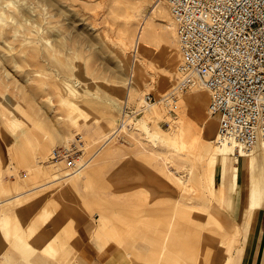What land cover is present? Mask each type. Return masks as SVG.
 <instances>
[{
	"label": "rangeland",
	"instance_id": "rangeland-1",
	"mask_svg": "<svg viewBox=\"0 0 264 264\" xmlns=\"http://www.w3.org/2000/svg\"><path fill=\"white\" fill-rule=\"evenodd\" d=\"M103 1L76 0L70 5L66 23L51 30L57 37L55 48L41 50L42 56L34 54L41 43L34 40L41 37L35 33L27 39V24L21 25L24 35L0 37L4 64L0 66V93L8 91L14 102L0 99V110L10 122L14 116L22 119L16 130L4 128L0 111L1 226L7 235L16 232L14 241L29 242L21 249L22 258L48 257L55 264L88 260L84 244H97V230L106 242L118 246L119 258L132 264H217V256L222 257V264H228L230 255L239 254L237 246L251 242L254 213L249 218L247 205L249 193L259 185L256 172L264 188L261 149L257 151L258 166L248 168L242 181L246 208L233 213L234 186L223 177L220 157L213 167L214 180L207 174L210 151L218 141L216 116L210 112L216 123L211 147H203L199 137L187 143L190 147L166 143L171 135L167 117L181 120L182 107L177 110L175 104L187 98L194 85L179 89L177 70L175 83L166 95L158 92L161 71L157 66L149 69L143 98L152 94V103L160 101L163 113L146 118L137 114L122 133L106 140L118 130L125 104L139 108L144 101L131 97L121 105L116 95L111 96L112 89L121 95L128 88V69L121 61L125 58L121 48L128 41L122 32L127 14L132 11L133 20L127 24L132 33L159 0H131L138 9L116 0ZM163 5L159 2L160 8ZM156 13V26L161 27L164 21ZM61 32L67 35L64 42L58 40ZM160 33L164 40L155 46L154 54L158 66L167 63L171 48L177 45L172 32ZM39 60L48 68V75L41 76L44 83L39 75H33ZM33 76L40 79H28ZM15 79L19 86L6 85ZM47 91L52 107L48 102L39 109L38 101ZM207 95L208 102L202 108L185 112V122L195 134L202 116L210 110L209 92ZM20 109H24L23 114ZM58 147L72 150L76 162L84 164L82 173L53 181L55 175L72 171L67 160L54 159L53 150ZM223 180L225 184H221ZM41 184L44 186L33 188ZM13 186L20 189L12 190ZM16 194L20 196L14 200ZM104 218L111 220L106 227L101 222ZM83 221L86 224L79 226ZM77 228L83 241L75 234ZM234 236L237 239L231 252Z\"/></svg>",
	"mask_w": 264,
	"mask_h": 264
},
{
	"label": "bare ground",
	"instance_id": "bare-ground-1",
	"mask_svg": "<svg viewBox=\"0 0 264 264\" xmlns=\"http://www.w3.org/2000/svg\"><path fill=\"white\" fill-rule=\"evenodd\" d=\"M75 1L76 0H0V37L3 35L5 36L10 35L12 37H17L20 34L24 35L26 31L21 28V25L27 24V27L29 29L28 33H26V35L29 36L27 39L32 38L31 36L35 33L39 34L41 38H44V40L41 38H37L36 40H34V41L41 40L40 45H37L34 48L35 50L34 54H38L42 56L41 50L49 49L51 51L52 49L55 48L54 41H56L57 37L54 34H52L51 30L55 27H58L66 23V18H68L66 16L67 11L68 9H70L69 6L75 5L76 4ZM101 1L102 4L105 3L103 0ZM116 1L117 3L124 2L127 4L128 3L131 4L127 8L133 7V9L135 8L138 9V7L134 3H132L131 0H116ZM162 1L163 4L165 5H163V7L160 8L159 2ZM159 2H156V4L152 6L151 14H149L148 17H145L142 20V22L138 25L137 29H135L132 33L128 32L129 28L127 26V24H129L133 20L132 11H129V13L127 14V22L124 26V29H122V32L123 33L125 32V37L128 38V41L126 40L125 42L123 40L126 46H122L121 49L125 50L124 51L125 58H123L121 61H123L125 67L128 69L127 78H126V84L128 85V88L125 94L123 93L121 95H117L116 91L113 89L111 91L112 98H114L116 95L117 98L120 99L119 103L121 105L123 101L126 103V101H128L131 97L134 99H139L141 101L144 100L143 91L146 90L150 67L157 66L161 71L159 73L160 77L158 80V89H159L158 92L161 93L167 92L168 90L171 89L172 85H174L177 76V70H180L179 77H181V65L183 58L179 47L178 36L176 33L175 20L172 16L168 3L165 0H159ZM154 13H156L158 19L164 21L161 27L156 26L157 19H155ZM38 18L41 19L40 22H38ZM165 31H169L173 33L174 37L177 38L176 41L178 46L175 43V46L171 48L170 56L168 58L167 63L165 65L158 66L157 61L154 60V54L156 50L155 46H157V44L160 43V41L164 40L160 32H165ZM66 37L67 35L64 32H61L58 36V40L64 42ZM61 50H63V48H61ZM128 52L131 53L128 54ZM45 59L48 60L49 55H46ZM0 66L2 68L4 67V64L2 63L1 59H0ZM36 66L38 67L33 69V75H39L41 81L43 82L44 78L42 77L43 76L46 77L48 75L47 64L39 60L37 61ZM15 67H18V65H15ZM9 75L10 74L7 73L8 78L10 77ZM28 79L36 80L38 78L33 76L32 78L30 77ZM11 83L13 84V86H19L16 79L15 81L6 82V85L9 86V84ZM48 92L49 91L44 92L41 95V98L38 101V104L40 103L39 106L41 105L39 109L43 107L42 104H47L48 102L52 107L53 100L50 93L48 94ZM208 92L209 91L205 87V85H203L202 83H198L194 85L190 95L187 98L182 99L180 104H179L180 101L177 102V104H175L177 110L181 109L182 107L183 112L182 113L180 112L181 113L180 121H177L173 117H167V121L169 123V126L171 127V135L169 138L168 137L166 138V143L174 144L173 142H175L176 144L181 143L183 146L190 147L187 145V143L189 142L190 144H192L193 141L196 139V137H199L201 139V145L203 144V147L212 146L213 140L215 138L214 132L216 129V123L210 117L211 110L208 109L206 115L202 116L201 120L199 121L200 127L198 129L199 131L196 132L197 134H195L194 131H193L194 133L191 132V128L189 129L187 122H185V112L188 109L199 110L200 108H202L204 103L207 104ZM164 95H166V93ZM23 96L24 95H22V97ZM0 99H3L4 101H7L9 103L13 102V97L8 91H5L4 93H0ZM69 102H71L73 105L78 103L75 101H69ZM0 111L3 120V127L4 128L9 127L11 128V130H16V128L20 125V120L22 119H20L18 116H14L10 122L6 112L2 110ZM163 111H164L163 105L160 101H158V103L153 102L149 106H146L144 109H140L138 114L140 115L143 113L144 114L143 118H146L150 116H158L159 114H162ZM18 112L19 113L21 112L23 114L24 109H20L18 110ZM18 112L16 110V113ZM137 122H139V120H137ZM179 122L182 123V125L181 124L178 125ZM193 130L195 129L193 128ZM116 132L117 131L114 130L111 134H109V136L107 135L106 140L112 138V136ZM217 138H218L217 143L215 144L214 147L211 148L210 151L209 156H210L211 169L207 170L208 172L207 174H210L211 180H214L213 167L214 164L216 165L218 163V159L220 157V165L222 167L223 177L224 179L228 178L229 181L234 186L233 204L231 205V210L233 213H235L238 209H240V203L243 200L242 181L245 178L246 171L248 170V168L250 167L252 168V166L255 165L257 166V161H258L257 151L260 149L259 146L261 147V152L264 156V142L257 143L256 145L246 149L240 143L234 140L220 139L218 137V133H217ZM65 139L68 140V138ZM106 140L101 145H103L106 142ZM232 155H235V157L232 158L231 157ZM80 168H78L75 171H71L70 173H64L63 175L60 176L55 175V177H53V181L63 180L66 179V177L72 178L78 175V173H82V169ZM196 174L198 173L196 172ZM198 177L199 176H197V178ZM221 184H225L224 180L221 182ZM19 189H20L19 186L12 187V190H19ZM249 194H250L249 197L250 211L253 212L255 211L256 208H260L261 206L263 189L259 187V185L258 186L256 185L254 188H252L251 193ZM19 196L20 194L14 195L13 199L16 200L19 198ZM100 219L101 218L98 217V220ZM110 221L111 220L107 218L102 219L101 222L103 224V227H106L110 223ZM261 232H262L261 225L259 223L252 241L251 259L254 258L255 252L257 253L258 250L256 251V249L260 247L259 245L261 240ZM222 260L223 259L221 256L216 257L217 264H222L223 263Z\"/></svg>",
	"mask_w": 264,
	"mask_h": 264
},
{
	"label": "built area",
	"instance_id": "built-area-1",
	"mask_svg": "<svg viewBox=\"0 0 264 264\" xmlns=\"http://www.w3.org/2000/svg\"><path fill=\"white\" fill-rule=\"evenodd\" d=\"M165 1L183 58L178 88L205 85L220 139L245 148L264 142V0ZM153 100L149 93L139 108L126 103L114 137ZM53 157L72 171L84 165L69 147L55 148Z\"/></svg>",
	"mask_w": 264,
	"mask_h": 264
},
{
	"label": "crops",
	"instance_id": "crops-1",
	"mask_svg": "<svg viewBox=\"0 0 264 264\" xmlns=\"http://www.w3.org/2000/svg\"><path fill=\"white\" fill-rule=\"evenodd\" d=\"M96 131V130H94ZM261 149V147H259ZM45 149V148H43ZM258 166V161H257ZM257 177L259 178V187L263 189V197L261 201L260 208H256L255 211H250V200L248 199V205H247V214L249 218H251L252 214V222L250 226V232L252 233L251 242L240 244L237 246V251L239 254H236V256L230 255L228 258V264H264V242H262L256 249L257 253L255 252L254 258L251 259V250H252V241L254 238V235L256 233V229L258 227V224L261 225V238L264 236V209H263V199H264V188L261 183L260 177L258 176V173L256 172ZM44 186L43 184L37 185L33 188H38ZM245 206V201L242 200L240 203V210L242 211ZM86 222L83 221L80 225H85ZM78 226V227H79ZM15 233L13 230V233L10 235H7L6 232L3 230L0 222V264H55V260L47 258L38 259L34 257L33 255L28 256L27 258H22L21 249L26 247L29 242L26 239H19L22 241H14ZM76 236L79 238L80 241H83L80 233L78 232V228L75 232ZM97 236V244L94 242H85L84 244V253L88 257V260H83L82 258H77L76 264H132L126 259L119 258L118 252L119 248L114 242H106L104 237L98 233V230L96 231ZM90 239H92V235H90ZM235 241L234 243L229 245V249L232 252L233 247L236 243V236L233 238ZM18 240V238H17ZM73 251V246L69 247L68 252ZM245 256L244 260L242 259V256ZM256 256V257H255ZM257 258V259H256Z\"/></svg>",
	"mask_w": 264,
	"mask_h": 264
}]
</instances>
